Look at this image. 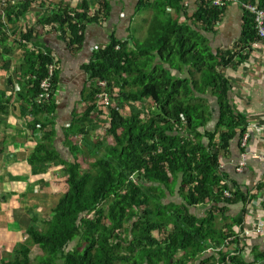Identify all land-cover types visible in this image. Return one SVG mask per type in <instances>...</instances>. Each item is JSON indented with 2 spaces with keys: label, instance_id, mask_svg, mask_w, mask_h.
Masks as SVG:
<instances>
[{
  "label": "trees",
  "instance_id": "1",
  "mask_svg": "<svg viewBox=\"0 0 264 264\" xmlns=\"http://www.w3.org/2000/svg\"><path fill=\"white\" fill-rule=\"evenodd\" d=\"M186 1L139 0L136 13H153L145 43L130 48L129 40L111 37L83 66L90 84L83 93L85 108L63 130L73 162L64 161L53 146L58 70L51 80V102H35L48 66L54 63L52 55L37 45L42 30L53 27L69 47L78 49L85 26L108 15V2L98 0L102 18L90 16L89 3L83 1L76 8L55 7L37 21L39 30L19 31L20 83L30 107L25 115H32L27 128L31 136L40 135L26 161L33 176L44 174L50 166L62 167L65 190L42 229L36 226L38 216L29 213L27 239L16 243L11 258H0V264H248L241 249L235 254L223 249L235 236L233 228L242 230L247 209L264 184L243 192L234 182L227 185L226 174L220 170V155L228 152L234 138L242 140L249 126L230 98L232 86L223 70L247 62L259 39L252 17L244 12L239 39L229 49L212 53L197 31L216 34L226 8L212 7L211 0H197L196 10L189 15ZM238 1L264 10V0ZM8 5L3 11L6 21L0 18L3 47L9 26L22 21L31 8L24 0L14 7ZM3 52L8 55L10 49L4 47ZM156 59L170 70L193 68L190 75L200 77L191 82L174 78L165 69L152 68ZM5 63L9 68L10 61ZM98 81L107 82L111 103L106 107L107 122L101 119L102 110L96 114L97 96L102 93ZM180 94L187 103L178 99ZM207 94L215 98L219 114L213 131L206 130L212 119L203 99ZM115 100L119 104L112 106ZM147 101L154 107L145 113L139 107ZM103 122L108 128L97 139L94 135ZM71 137L81 139L76 142ZM178 180L180 204H163V193L151 195L158 186L170 192ZM224 191H230L231 198H225ZM239 203L243 206L240 214L229 218L228 207ZM207 205L203 217L191 213ZM73 242L77 246L67 250ZM33 248L40 254L32 260ZM258 260H264V255Z\"/></svg>",
  "mask_w": 264,
  "mask_h": 264
},
{
  "label": "crops",
  "instance_id": "2",
  "mask_svg": "<svg viewBox=\"0 0 264 264\" xmlns=\"http://www.w3.org/2000/svg\"><path fill=\"white\" fill-rule=\"evenodd\" d=\"M51 1L53 2L48 5L51 11L60 5L76 8L83 1H86L90 6V16L97 14L102 18L98 0ZM196 1L187 0L184 3L189 15L196 10ZM107 2L109 5L108 15L98 22L89 23L85 26L83 43L78 49L69 47L53 27L42 30V36L39 37L38 49H44L43 51L50 53L57 65L58 84L56 88L59 89V92L57 96L56 91L53 95V101L56 106L53 115L56 132L54 147L60 157L66 162H73V157L69 152V142L68 139H65L63 130L69 128L73 120L82 114L85 108L83 93L90 85L87 75L82 70L83 66L91 60L96 52L93 50H98L107 45L111 37L118 41L129 40L128 47L130 48H132L134 43L144 40L145 35L147 36L149 22L153 17V13L147 10L144 11L145 15L139 18V13L135 12L139 0H107ZM40 9L43 13L39 14V19H41L40 16H44L43 6H40ZM29 14L30 12L26 15V18H28ZM243 15L244 12L237 4H231L224 11L221 23L216 28V34L210 35L201 31L197 32L206 38L207 45L212 53L217 50L229 49L241 35ZM17 42L18 36L8 35V40L4 46L10 49L8 55L3 52L4 47L0 46V218L9 214L8 219L16 217L21 220L20 216L22 217V213L25 216H29L30 212L34 214L35 210H33L32 206L35 208L38 203L33 198H40L38 200L47 196L52 198L53 194L61 196L64 178L61 171L62 167L60 166H50L44 174L33 176L31 168L26 161L27 156L35 148L39 135L36 133L31 136L27 128L32 120V115H25L29 113L30 107L25 94L26 89L23 90L22 80L20 83L19 65L22 63L20 55L22 48L16 44ZM28 46V48L34 50L31 45ZM7 61H10L9 68H7V63H5ZM152 68L165 69L170 72L172 77L189 82L200 77L198 73L194 74V76L190 75V72L194 73L193 68L183 67L181 70H170L168 65L164 64L162 67L161 62L157 59L153 62ZM223 73L232 86L230 98L236 110L248 120L249 126L247 130L249 131V136L245 148L242 147V140L238 137L230 142L228 152L220 155V170L226 174L225 181L227 185L230 186L232 185L231 182H234L241 191L251 192L256 185L264 184V163L259 159H255L256 156L264 154V133L259 130L264 125V47H260L253 52L249 60L238 68H227L223 70ZM178 97L180 101L187 103L183 94L178 95ZM193 98H196L195 94H193ZM203 99L207 100L212 112V119L207 124L206 130L213 131L219 116L216 100L210 94H207ZM129 105H132V103H129ZM149 106L147 101L139 109L146 113ZM102 113L101 119L105 120L106 118L104 117L107 114L105 115L104 110H102ZM250 128H253V130L250 131ZM80 139L77 137L70 138V140L76 142L80 141ZM242 153L247 154V160L245 167L239 173L236 167ZM24 182H26L27 186ZM21 188L26 189L30 193L24 194L20 191ZM158 189L157 192H153L151 195L158 196L163 193V204H180L179 180L175 188L170 192L162 186H158ZM58 199L54 200L53 203ZM22 203L27 204L22 206V209H24L21 211H18L21 207H13ZM28 204L32 206H28ZM27 207L28 212L25 211ZM208 208L209 205L199 206L191 209V213L201 218ZM242 208L243 206L240 203L228 207L226 215L229 218H236ZM247 213L249 216L245 215L242 230L237 226L233 228L235 236L231 237L233 240L227 243L223 251L227 254H235L241 249V256L246 263L264 264V260H258L259 256L264 255V227L260 229L259 234L254 232L250 236H243V231L250 225L255 230L259 221L264 223V190L249 205ZM249 220L252 224L248 223ZM0 235H7V242H11L16 237V233L7 231L1 226ZM255 259L258 261H255Z\"/></svg>",
  "mask_w": 264,
  "mask_h": 264
},
{
  "label": "rangeland",
  "instance_id": "3",
  "mask_svg": "<svg viewBox=\"0 0 264 264\" xmlns=\"http://www.w3.org/2000/svg\"><path fill=\"white\" fill-rule=\"evenodd\" d=\"M21 1H23V0H0V18L3 19L4 22L6 21L4 14H3V11L5 8H7L6 7L7 4H9L8 6H10V7H14L16 4L20 3ZM24 1L30 2V6L32 8V9L30 8V14L27 16L28 18L25 17L24 20L19 21L20 23L10 25L9 26L10 27L9 35H13V34L16 35L17 34L16 36L19 37V31L27 29V27H33V28L39 29L40 26L37 24V20L39 19V14L42 12L40 9V6H43L44 15L49 14L51 12V9H49V7H48V5L51 4V2H53L51 0H24ZM144 15H145V12H143V13L141 12L138 14L139 18L143 17ZM40 18H42V17L40 16ZM146 39H147V36L145 35V39L142 40L141 42L138 40L139 42H137V44L143 45L145 43ZM30 49L32 50V48H30ZM58 92H59V89L56 88V96L58 95ZM116 95H118V94H116ZM148 103L151 106V108L154 107V105L151 104V101H148ZM116 104L118 105L119 102L116 100L113 101L112 105H116ZM121 106L122 105L120 104V107ZM122 108H123V106L121 107L120 110H122ZM100 110L101 109L98 108L96 111L99 112ZM106 111L107 110L105 109L104 110L105 115L108 114V112H106ZM122 112L126 113L127 108L123 109ZM126 115L128 116V114H126ZM104 118H106V119L103 121L107 122L108 118L107 117H104ZM105 122H103V125H102L103 127L96 133V135H94L95 138L100 139L104 136V131H106V129L108 128V124L105 125ZM38 135H39V133H38ZM39 138H40V135H39ZM55 140H56V138H54V142H55ZM54 142H53V146H54ZM78 145H80V144L78 143ZM24 184L27 186L26 182H24ZM62 190L63 191L65 190L64 185H63ZM20 191L23 192L24 194L30 193L29 191H27L24 188L23 189L21 188ZM57 196L53 194L52 198H51V196H47V197H44L43 199L41 198V200H38L40 198H36V199L33 198V200L37 201V203H38L35 205L36 206L35 208L31 204H28V206H32L33 210H35L34 214L38 216L36 226L39 229H42L43 223L50 219L49 212L52 208V205H54L53 201L58 199L60 197V195L58 196V198H56ZM25 204H27V203L17 204L16 206H13V207L14 208L15 207H21V209L18 210V211H21L24 209V208L22 209V206ZM25 211L28 212V207H27V210L25 209ZM8 216H9V214H8ZM8 216L6 215L5 217L0 218V226L4 227L5 230H7V231L9 230L11 232L16 233V237L11 242H7V235L6 236L0 235V258L5 259V260L11 258L10 253L12 252V249L14 248L16 243H22L27 239V235H26L25 231H26L27 226L30 224L29 216H27V215L25 216L24 213H22V217L20 216L21 220L19 218H16V217L8 219L7 218ZM7 246H9V247H7ZM76 246H77V242H73L70 244V246L68 247L67 250H70ZM38 254H40V253L37 251V249L33 248L31 259L33 260Z\"/></svg>",
  "mask_w": 264,
  "mask_h": 264
},
{
  "label": "built area",
  "instance_id": "4",
  "mask_svg": "<svg viewBox=\"0 0 264 264\" xmlns=\"http://www.w3.org/2000/svg\"><path fill=\"white\" fill-rule=\"evenodd\" d=\"M231 4H237L243 12L248 13L253 19L254 28H255L256 34L258 36V39H259V42L254 45V52L257 51L260 47H264V10L260 9L256 5H252L250 3H242L238 0H211V6L214 8H217V9L227 8ZM116 49H118V47ZM96 50L97 49H94L93 51H96ZM52 59H54L53 56H52ZM56 70H57V65H56V61L54 60V63L50 64L48 66L47 77L40 83V94L35 99V102L37 105L45 104L46 100L51 96V94H52L51 93L52 92L51 80H52L53 74ZM97 85L102 90V93H100L97 96V100L99 102V104H98L99 109H101V110L106 109L107 110L106 107L111 105L109 97L106 94L107 82L98 81ZM252 130H253V128L252 129L250 128V131H252ZM259 130L264 133V125L261 126L259 128ZM248 133H249V131H248ZM248 136H249V134H245L243 136L242 143H241L243 148L246 147ZM255 159H259L264 163V154H262L261 156H256ZM246 160H247V154L242 153L240 156V161L238 163V166L236 167V170L239 173L245 167ZM224 197L228 198V199L231 198V192L230 191H224ZM246 216L247 217L249 216L248 213L246 214ZM248 223L252 224L250 220ZM263 227H264V223L260 222V221L258 222V225L255 228V230H253V228L250 225L248 228H246L243 231V236H245V237L250 236L254 232L259 234L260 229H262ZM230 240H233V238H229L227 242L229 243Z\"/></svg>",
  "mask_w": 264,
  "mask_h": 264
},
{
  "label": "bare ground",
  "instance_id": "5",
  "mask_svg": "<svg viewBox=\"0 0 264 264\" xmlns=\"http://www.w3.org/2000/svg\"><path fill=\"white\" fill-rule=\"evenodd\" d=\"M8 30L10 31V27L8 28ZM49 102H51L50 97L46 100V103H49Z\"/></svg>",
  "mask_w": 264,
  "mask_h": 264
},
{
  "label": "clouds",
  "instance_id": "6",
  "mask_svg": "<svg viewBox=\"0 0 264 264\" xmlns=\"http://www.w3.org/2000/svg\"><path fill=\"white\" fill-rule=\"evenodd\" d=\"M97 51V50H96ZM95 52V51H94ZM57 71V70H56Z\"/></svg>",
  "mask_w": 264,
  "mask_h": 264
}]
</instances>
